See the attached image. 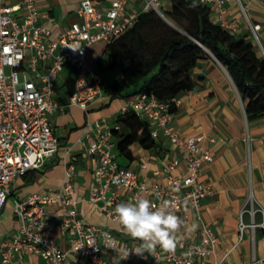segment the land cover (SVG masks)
I'll list each match as a JSON object with an SVG mask.
<instances>
[{
	"label": "built area",
	"instance_id": "1",
	"mask_svg": "<svg viewBox=\"0 0 264 264\" xmlns=\"http://www.w3.org/2000/svg\"><path fill=\"white\" fill-rule=\"evenodd\" d=\"M230 1L199 0L201 4L216 9L218 24L235 35L237 25L226 16ZM236 1L264 58V43L259 36L261 26L253 25L248 17L249 4L255 2L264 7V0ZM10 2L0 0V215L11 196L13 181L42 169L59 152L60 142L51 123L52 116L63 109L56 101L55 77L67 65L74 68V91L68 105L88 112L103 95L102 78L93 74L87 61L89 49L98 43L111 44L135 25L141 13L156 11L163 15L166 10L165 0H110L106 9L100 8L93 0H81L76 11L77 20L52 38L51 29L41 23L39 0ZM132 3H141L140 10L129 9ZM44 17L50 18L49 15ZM180 103L179 97L164 102L153 93L140 92L132 96L119 112L120 115L133 113L152 124V138L158 141L165 137L184 157L187 169L179 176L172 173L180 165L179 158L154 172L165 183L154 181L149 184L139 172L122 167L112 152L111 142L114 130H120L121 125L109 126L106 119L96 122L95 134H87V152L97 160L94 171L96 189L88 198L91 206L118 220L115 214L117 200L120 191L126 189L125 202L142 197L159 207L164 201H169L171 210L184 223L179 214L187 206L199 210L201 202L214 194L211 185L202 180L204 165L213 163L215 159L205 144V137L180 134L172 125L173 110ZM141 167L147 169L148 165L145 163ZM75 172V164L66 162L63 184L58 191L34 193L15 203L18 229L13 237L0 241V264H14L20 255L37 256L42 264H80L68 259L69 252L91 264H117L107 259L108 252L118 258H125L129 253L127 257L146 259V253L137 255L133 251L138 246L125 244L121 247L111 230L83 223L75 198ZM100 202L104 205L101 206ZM54 206L65 211L57 221L49 212V208ZM257 212L262 214L260 223L254 219ZM250 215V224L240 221V239L248 228L264 230V210L255 208L253 201ZM53 231L70 237L69 251H64L48 234ZM200 233V243H188L181 253L167 252V262L226 264L223 259L206 261L216 253L220 240L211 228L204 227ZM151 258L155 264H162L159 252L151 254ZM249 264H264V256L254 258Z\"/></svg>",
	"mask_w": 264,
	"mask_h": 264
},
{
	"label": "crops",
	"instance_id": "2",
	"mask_svg": "<svg viewBox=\"0 0 264 264\" xmlns=\"http://www.w3.org/2000/svg\"><path fill=\"white\" fill-rule=\"evenodd\" d=\"M80 1L39 0L41 23L51 29L52 38L77 20L76 11ZM93 1L103 9L110 6V0ZM167 1L168 7L165 6ZM141 5L132 3L129 9L140 10ZM164 6L168 9L171 1L165 0ZM45 15L50 18L44 17ZM211 16L218 23L216 9H211ZM226 16L229 21L236 23V36L247 35L249 40H253L249 24L236 0L228 3ZM248 17L253 25L261 26L259 36L264 43V7L259 3H250ZM106 48L104 43H98L88 52V64L93 74L102 78L103 88V95L90 106L88 112L68 105V99L74 91V68L67 65L55 77L56 101L63 109L52 116L51 123L60 142L59 152L42 169L31 171L13 181L11 196L0 215V241L13 237L17 232L15 203L34 193L58 191L64 180V164L71 162L76 166L75 198L83 223L111 230L121 247L125 244L129 247L140 245L141 241L132 239L118 220L88 203L90 193L96 189L94 171L97 160L87 152V134L93 136L96 122L103 119L107 120L109 126L120 124V109L132 98H112L107 93L111 85L122 77V73L119 68H109ZM191 76L195 86L192 91L179 96L181 103L174 111L172 125L180 134L205 137V144L215 159L213 163L204 165L202 180L211 185L214 194L201 202L199 210L187 206L179 214L185 222L177 233L175 251L181 253L188 243H200V232L208 227L217 234L220 243L216 253L207 262L223 259L226 264H249L254 258L260 259L264 256V230L248 228L240 239L239 227L241 219L246 224L251 223L252 201L255 208L264 210V117L251 120L247 118L243 100L233 80L216 59L201 61ZM117 141L118 137L113 135L112 152L116 155ZM157 143L158 146L152 150L135 144L131 147L133 160L122 157L118 158V162L120 161L122 167L139 172L142 179L146 178L149 184L154 181L165 183L154 172L170 165L174 158H179L181 162L172 173L176 176L184 173L187 164L182 154L165 137H161ZM145 163L148 165L147 169L141 167ZM127 193L126 189L120 191L117 204L125 202ZM99 204L104 205L103 202ZM49 212L55 221L65 214L64 209L57 206L50 207ZM254 219L256 223H260L262 214L257 212ZM48 234L58 241L64 251L70 250L69 236H62L58 231ZM155 252L161 254L162 264H169L166 260L167 252L159 246ZM145 253L147 257L144 260L118 258L111 252L106 253V256L109 261H116L117 264H155L151 254ZM68 259L80 264H91L89 261L77 259L72 252L68 253ZM14 264H42V261L37 256L20 255L15 258Z\"/></svg>",
	"mask_w": 264,
	"mask_h": 264
},
{
	"label": "trees",
	"instance_id": "3",
	"mask_svg": "<svg viewBox=\"0 0 264 264\" xmlns=\"http://www.w3.org/2000/svg\"><path fill=\"white\" fill-rule=\"evenodd\" d=\"M170 1L163 15L141 13L129 31L107 46L109 68L122 73L107 93L112 98L153 93L168 102L192 91V71L201 61L214 58L233 80L247 118L264 117V58L247 35L239 37L224 30L212 20L211 7L199 0ZM118 121L121 129L114 130L117 159L132 161L135 144L146 150L158 146L149 122L133 113L119 115Z\"/></svg>",
	"mask_w": 264,
	"mask_h": 264
},
{
	"label": "clouds",
	"instance_id": "4",
	"mask_svg": "<svg viewBox=\"0 0 264 264\" xmlns=\"http://www.w3.org/2000/svg\"><path fill=\"white\" fill-rule=\"evenodd\" d=\"M115 214L123 230L132 239L141 241L133 250L135 254H153L158 246L164 252H175L177 233L183 221L171 210L169 201L157 207L148 199L137 197L134 201L117 204ZM128 255L126 253L125 258Z\"/></svg>",
	"mask_w": 264,
	"mask_h": 264
},
{
	"label": "rangeland",
	"instance_id": "5",
	"mask_svg": "<svg viewBox=\"0 0 264 264\" xmlns=\"http://www.w3.org/2000/svg\"><path fill=\"white\" fill-rule=\"evenodd\" d=\"M11 2L10 3H14V2H17V0H10ZM165 6L166 7H168L169 5H168V1L165 3ZM250 40H251V42H253V40H252V38H250ZM253 44H254V47H255V50H256V52L258 53V55L260 56V52L258 51V48H257V46H256V43L255 42H253ZM115 152V151H114Z\"/></svg>",
	"mask_w": 264,
	"mask_h": 264
},
{
	"label": "water",
	"instance_id": "6",
	"mask_svg": "<svg viewBox=\"0 0 264 264\" xmlns=\"http://www.w3.org/2000/svg\"><path fill=\"white\" fill-rule=\"evenodd\" d=\"M163 18H165L164 16H162ZM166 19V18H165Z\"/></svg>",
	"mask_w": 264,
	"mask_h": 264
}]
</instances>
